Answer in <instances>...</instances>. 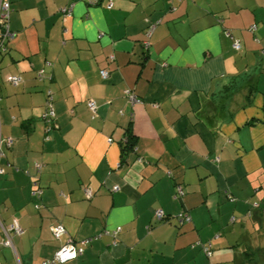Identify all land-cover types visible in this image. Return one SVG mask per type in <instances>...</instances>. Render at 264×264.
Here are the masks:
<instances>
[{
	"label": "crops",
	"instance_id": "obj_1",
	"mask_svg": "<svg viewBox=\"0 0 264 264\" xmlns=\"http://www.w3.org/2000/svg\"><path fill=\"white\" fill-rule=\"evenodd\" d=\"M107 1L8 0L0 264H41L67 237L87 243L63 264H264V0Z\"/></svg>",
	"mask_w": 264,
	"mask_h": 264
},
{
	"label": "built area",
	"instance_id": "obj_2",
	"mask_svg": "<svg viewBox=\"0 0 264 264\" xmlns=\"http://www.w3.org/2000/svg\"><path fill=\"white\" fill-rule=\"evenodd\" d=\"M95 0H90L89 2L94 3ZM107 9H110L112 7V2L109 1L107 4ZM9 9H10V5L8 0H0V49L3 48L5 46V42L8 41L9 39H11L13 37V33L9 30L8 28V15H9ZM62 13L66 14L69 12L68 8H63L61 10ZM232 48L235 51H239L240 50V45L238 43V41H234L232 44ZM100 77L102 78V80H105L107 78V72L106 71H100ZM38 80H42L44 78V71L43 70H39L36 74ZM5 82L9 83L10 85L16 86L21 82V78L15 75H10L7 76L5 78ZM124 94L126 95L128 101L130 104H133L135 102H138L137 98L133 95L130 94L127 91L124 92ZM52 101V96H51V92L48 91L47 92V102H46V109L45 112L42 114L41 119L46 127V130H50L53 126V119H54V113H53V107L51 104ZM86 107L88 109V111L91 114V118H94L97 115V105L95 103V101L93 100H88L86 102ZM4 143L6 145L7 148L11 147L12 143H13V139L12 138H2L0 136V145ZM3 154L0 151V157H2ZM35 167L37 169L40 168V166L38 164H35ZM4 174V169L0 166V175ZM175 191H176V196L181 197L183 195V191H182V187L177 185L175 187ZM114 191L117 190V187H113ZM37 192H34V194H36ZM85 193V197L86 199H90L92 197V192L89 189H85L84 190ZM154 218L155 220H161L163 217V213L161 211H155L154 213ZM181 220L180 222H188L189 218L187 217V215H181L180 216ZM13 235L15 236H20L22 234V230L19 227L18 223L16 220H13L12 224L10 225V229H9ZM51 230V234L53 236V238L55 240H59L61 239L64 235H65V231L64 228L61 225H56V226H52L50 228ZM120 231V228H117L116 231L113 233L114 235ZM2 239H0V245L4 246V247H8V248H12V240L10 237V234L8 232V230L2 229ZM87 243V241H83V242H79L76 243L75 241H73L71 238H66L64 243L60 245V247L56 250V252L54 253V255L46 260H43L41 262V264H63L69 260L72 259H76L78 256H80L82 254V245ZM201 249L204 253V255L206 257H210L212 254V250H211V245L210 243H204L201 245Z\"/></svg>",
	"mask_w": 264,
	"mask_h": 264
},
{
	"label": "trees",
	"instance_id": "obj_3",
	"mask_svg": "<svg viewBox=\"0 0 264 264\" xmlns=\"http://www.w3.org/2000/svg\"><path fill=\"white\" fill-rule=\"evenodd\" d=\"M86 1V3L87 4H89V5H91V6H93V5H97L98 3H99V0H95L94 1V3H91V2H89L90 0H85ZM109 1H111L112 2V0H108L107 1V3H106V5H105V8H106V10H111L112 8H113V2H112V7L110 8V9H107V4H108V2ZM65 8H68V7H65ZM9 11H10V9H9ZM153 27H155V25H152V27L151 28H153ZM149 29V31L151 32L152 31V29ZM148 31V32H149ZM228 34V33H227ZM228 35H230V34H228ZM233 44V43H232ZM5 45H6V42H5ZM144 46H145V48L148 46V43L146 42H144ZM1 51H3V52H5L6 51V47L4 46L3 48H1L0 49ZM102 71V70H101ZM103 71H106V70H103ZM38 72V71H37ZM107 72V71H106ZM100 73V72H99ZM37 74V73H36ZM107 75H108V73H107ZM37 77V76H36ZM128 92L130 93V94H133L132 93V91H130V90H128ZM125 97H126V95H125ZM127 98V97H126ZM87 102V101H86ZM51 104H52V101H51ZM46 109V108H45ZM134 147H135V135H134V133L132 132V130L130 129V128H127L126 129V131H125V138L121 141V143H120V152H121V156L123 155V154H125V152L127 151V150H133L134 149ZM163 219V218H162ZM161 219V220H162ZM204 244V243H203ZM212 250V249H211Z\"/></svg>",
	"mask_w": 264,
	"mask_h": 264
},
{
	"label": "rangeland",
	"instance_id": "obj_4",
	"mask_svg": "<svg viewBox=\"0 0 264 264\" xmlns=\"http://www.w3.org/2000/svg\"><path fill=\"white\" fill-rule=\"evenodd\" d=\"M1 53H3L1 50H0V62H1V60H6V56L7 55H5V56H1V55H3V54H1ZM5 80V79H4Z\"/></svg>",
	"mask_w": 264,
	"mask_h": 264
},
{
	"label": "bare ground",
	"instance_id": "obj_5",
	"mask_svg": "<svg viewBox=\"0 0 264 264\" xmlns=\"http://www.w3.org/2000/svg\"><path fill=\"white\" fill-rule=\"evenodd\" d=\"M74 260V259H73Z\"/></svg>",
	"mask_w": 264,
	"mask_h": 264
}]
</instances>
